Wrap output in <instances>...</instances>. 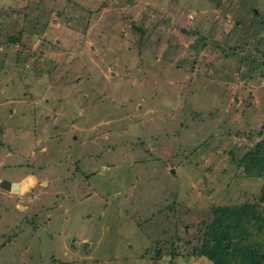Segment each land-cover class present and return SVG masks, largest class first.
Wrapping results in <instances>:
<instances>
[{
	"label": "rangeland",
	"instance_id": "374dc122",
	"mask_svg": "<svg viewBox=\"0 0 264 264\" xmlns=\"http://www.w3.org/2000/svg\"><path fill=\"white\" fill-rule=\"evenodd\" d=\"M258 144L264 0H0V264H211Z\"/></svg>",
	"mask_w": 264,
	"mask_h": 264
},
{
	"label": "trees",
	"instance_id": "16d2710c",
	"mask_svg": "<svg viewBox=\"0 0 264 264\" xmlns=\"http://www.w3.org/2000/svg\"><path fill=\"white\" fill-rule=\"evenodd\" d=\"M261 147L256 145L240 161L245 173L264 164ZM260 202H264V192ZM262 232L264 207L256 203L216 207L204 226L202 245L193 254L211 264H264V242L254 240Z\"/></svg>",
	"mask_w": 264,
	"mask_h": 264
},
{
	"label": "water",
	"instance_id": "95a60500",
	"mask_svg": "<svg viewBox=\"0 0 264 264\" xmlns=\"http://www.w3.org/2000/svg\"><path fill=\"white\" fill-rule=\"evenodd\" d=\"M22 188V186L18 183H14L12 184L11 182L9 181H6V180H2L0 181V189L3 190V191H6V192H17L19 191V189Z\"/></svg>",
	"mask_w": 264,
	"mask_h": 264
},
{
	"label": "flooded vegetation",
	"instance_id": "af4514ba",
	"mask_svg": "<svg viewBox=\"0 0 264 264\" xmlns=\"http://www.w3.org/2000/svg\"><path fill=\"white\" fill-rule=\"evenodd\" d=\"M255 15V14H254ZM2 181V180H1ZM7 181V180H6Z\"/></svg>",
	"mask_w": 264,
	"mask_h": 264
}]
</instances>
